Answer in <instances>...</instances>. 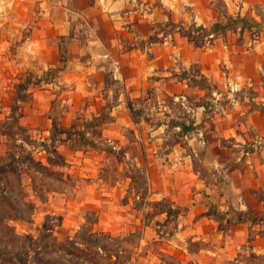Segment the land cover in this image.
<instances>
[{
  "label": "crops",
  "instance_id": "0c3cea01",
  "mask_svg": "<svg viewBox=\"0 0 264 264\" xmlns=\"http://www.w3.org/2000/svg\"><path fill=\"white\" fill-rule=\"evenodd\" d=\"M237 18L247 23L221 27ZM263 25L264 0H0V83L25 81L19 124L49 137L56 120L79 180L49 203L63 205L65 226L94 206L97 229L141 230L144 248L161 241L184 264L264 257V220L252 218L264 217ZM118 154L145 174L150 206H136L131 175H101ZM160 203L181 212L150 217Z\"/></svg>",
  "mask_w": 264,
  "mask_h": 264
},
{
  "label": "rangeland",
  "instance_id": "374dc122",
  "mask_svg": "<svg viewBox=\"0 0 264 264\" xmlns=\"http://www.w3.org/2000/svg\"><path fill=\"white\" fill-rule=\"evenodd\" d=\"M8 71L12 75L10 68L6 73ZM57 71L52 68L46 78L51 79ZM28 78L33 80L30 75L21 80ZM9 79L0 83L1 88L7 86L6 97L0 91V97L3 95L0 113L5 114L0 115V264H184L159 251L161 241H151L144 248L141 230L113 235L97 229L94 224L100 210L94 206L80 214L83 221L79 227L65 226V212L60 208L63 205H49L56 192L73 196L79 182L69 172L68 163L57 149L63 132L56 123V129L53 127L51 132L55 135L53 141L51 136L21 126L19 118L31 101V93L24 90L25 81L15 82L12 76ZM53 107L52 113L58 120L65 106L57 101ZM78 132L67 130V135L73 139L72 147L78 145ZM84 142L82 139L81 143ZM122 166L123 171L119 173ZM100 172L108 183L131 175L136 188L143 194L136 206H150L145 200L148 193L145 174L130 160L125 161L118 154ZM163 206L169 207L164 203L153 204L149 216ZM168 221L159 226L166 236L174 232L172 218ZM198 246L197 242L191 248ZM256 257L244 256L242 260L244 264H264V257Z\"/></svg>",
  "mask_w": 264,
  "mask_h": 264
},
{
  "label": "trees",
  "instance_id": "16d2710c",
  "mask_svg": "<svg viewBox=\"0 0 264 264\" xmlns=\"http://www.w3.org/2000/svg\"><path fill=\"white\" fill-rule=\"evenodd\" d=\"M239 20H242V19L241 18L232 19L226 25L221 26V27L225 29L228 26H230L231 24H233L235 22H238ZM242 22H243V24H246L247 23V21H245V20H242ZM31 82H32V80L30 78H28L27 79V83H31ZM37 82H39V80H36L33 83H37ZM53 127H55V129H56V122L54 120H53ZM191 128L192 127H182V130H189ZM51 138H52L53 141H55V135H54V133L51 134ZM166 208H168V210L171 211V209L169 207H166ZM172 212H174L175 214H178V213L181 212V210L180 209H176V210H172ZM252 218H253L254 221H263L264 220V217H260V216H256V217H252Z\"/></svg>",
  "mask_w": 264,
  "mask_h": 264
},
{
  "label": "water",
  "instance_id": "95a60500",
  "mask_svg": "<svg viewBox=\"0 0 264 264\" xmlns=\"http://www.w3.org/2000/svg\"><path fill=\"white\" fill-rule=\"evenodd\" d=\"M263 29H264V25H263V27H262Z\"/></svg>",
  "mask_w": 264,
  "mask_h": 264
}]
</instances>
